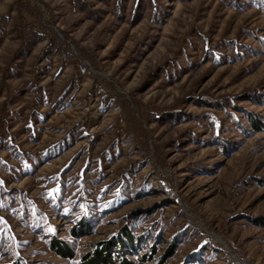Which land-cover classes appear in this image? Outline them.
<instances>
[{
	"label": "rangeland",
	"instance_id": "1",
	"mask_svg": "<svg viewBox=\"0 0 264 264\" xmlns=\"http://www.w3.org/2000/svg\"><path fill=\"white\" fill-rule=\"evenodd\" d=\"M124 227L138 264H264V0H0V264Z\"/></svg>",
	"mask_w": 264,
	"mask_h": 264
},
{
	"label": "trees",
	"instance_id": "2",
	"mask_svg": "<svg viewBox=\"0 0 264 264\" xmlns=\"http://www.w3.org/2000/svg\"><path fill=\"white\" fill-rule=\"evenodd\" d=\"M256 122V120H251V124L255 127L257 126ZM73 235H78V233L73 231ZM50 245L60 256L73 257V251L61 240L52 239ZM135 251L136 241L129 229L124 227L120 233L110 239L98 242L91 250L82 254L77 264H138L132 259Z\"/></svg>",
	"mask_w": 264,
	"mask_h": 264
}]
</instances>
